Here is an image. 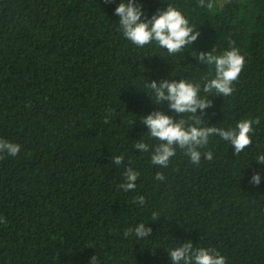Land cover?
<instances>
[{
	"label": "trees",
	"instance_id": "1",
	"mask_svg": "<svg viewBox=\"0 0 264 264\" xmlns=\"http://www.w3.org/2000/svg\"><path fill=\"white\" fill-rule=\"evenodd\" d=\"M119 3L0 0V139L21 146L0 159V264H89L94 255L101 264H171L168 251L188 240L219 250L229 264H264V164L255 162L264 152V0H205L212 8L138 0L146 17L169 4L200 32L175 55L127 40ZM231 47L245 68L231 96H209L203 123L228 128L258 116L252 147L236 156L213 138L212 161L192 166L178 150L168 169L153 166L150 152L133 147L158 143L140 119L174 113L152 101L147 83L203 87L214 66L192 53ZM129 166L140 175L125 192ZM157 171L166 182L154 179ZM254 172L258 186L249 182ZM141 195L143 206L134 202ZM139 223L152 228L146 239L124 236Z\"/></svg>",
	"mask_w": 264,
	"mask_h": 264
},
{
	"label": "clouds",
	"instance_id": "2",
	"mask_svg": "<svg viewBox=\"0 0 264 264\" xmlns=\"http://www.w3.org/2000/svg\"><path fill=\"white\" fill-rule=\"evenodd\" d=\"M111 3L112 0H106ZM201 7L212 8L211 3L205 5V0H200ZM115 15L119 16V25L123 36L138 48L155 43L160 48L166 49L169 55L181 52L188 45H192L200 36V32L190 25L180 10L168 4L166 9L157 10L150 18L145 16V10L138 0H120L115 8ZM142 17H145L142 19ZM232 43V42H230ZM197 63L214 66L215 75L204 83H192L184 79H162L159 82L153 80L147 83L151 89L148 96L157 105L168 102V108L174 115H167L162 111H153L140 119L148 128V134L158 141L150 148L143 140H138L134 149L140 153L150 152L151 164L160 169H168L178 150L187 157L192 166H200L203 160L215 159L213 150H206L213 138L227 143L236 156L244 153L254 143L257 126L260 125V117L240 119L234 127L208 126L204 124L203 113L211 107L210 95H222L229 97L234 92V84L239 80L245 68V56L240 50L231 47L221 55L210 52L192 53ZM205 95L202 96L201 93ZM199 110V113H198ZM108 121L106 120L105 123ZM133 121L131 124H133ZM21 146L17 143L0 139V159L4 155L17 156ZM116 166L124 162L122 155L116 156L112 161ZM255 162L264 164V152L255 155ZM140 173L132 167H127L124 172L125 183L120 187L125 191L136 189V182ZM154 179L157 182H166L164 172L157 171ZM258 186L261 182L259 172H254L250 181ZM134 202L143 206L146 199L143 195L134 198ZM159 215L153 213L152 221L157 220ZM3 218H0V222ZM146 223H139L134 229L129 228L124 232L127 237L134 234L139 240L146 239L152 228L146 227ZM171 264H229L228 257L217 249L209 247H194L191 240L180 243L170 251ZM89 264H101L98 256H93Z\"/></svg>",
	"mask_w": 264,
	"mask_h": 264
}]
</instances>
